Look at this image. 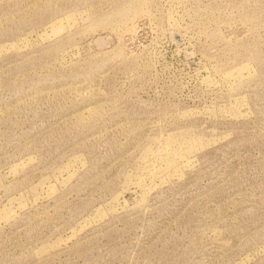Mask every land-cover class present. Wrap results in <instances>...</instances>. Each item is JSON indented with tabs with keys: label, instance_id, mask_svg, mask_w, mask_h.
Segmentation results:
<instances>
[{
	"label": "rangeland",
	"instance_id": "rangeland-1",
	"mask_svg": "<svg viewBox=\"0 0 264 264\" xmlns=\"http://www.w3.org/2000/svg\"><path fill=\"white\" fill-rule=\"evenodd\" d=\"M0 264H264V0H0Z\"/></svg>",
	"mask_w": 264,
	"mask_h": 264
}]
</instances>
